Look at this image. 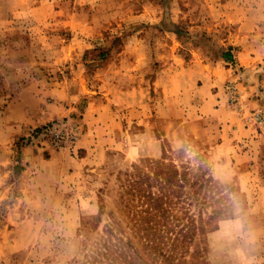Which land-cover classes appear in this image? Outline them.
Wrapping results in <instances>:
<instances>
[{"label":"rangeland","instance_id":"1","mask_svg":"<svg viewBox=\"0 0 264 264\" xmlns=\"http://www.w3.org/2000/svg\"><path fill=\"white\" fill-rule=\"evenodd\" d=\"M257 109L264 0H0V264H264ZM64 119L82 135L52 149Z\"/></svg>","mask_w":264,"mask_h":264},{"label":"built area","instance_id":"2","mask_svg":"<svg viewBox=\"0 0 264 264\" xmlns=\"http://www.w3.org/2000/svg\"><path fill=\"white\" fill-rule=\"evenodd\" d=\"M228 103L238 104L240 99V87L237 80L228 82L225 86ZM258 124L264 123V110L257 109L252 117ZM46 141L52 149H70L79 140L83 128L78 119H64L47 127L43 131Z\"/></svg>","mask_w":264,"mask_h":264},{"label":"trees","instance_id":"3","mask_svg":"<svg viewBox=\"0 0 264 264\" xmlns=\"http://www.w3.org/2000/svg\"><path fill=\"white\" fill-rule=\"evenodd\" d=\"M158 167V166H157ZM159 173L161 174H168L165 178H163V181H158L157 185H158V189L159 190H164L166 187L170 186L171 183L174 181L175 182V176L177 173L176 170H171L169 173L164 172L163 170H159ZM180 176L183 177V179H185V173H180ZM180 180V179H179ZM182 180V178H181ZM176 187H178V198L181 202H183L182 200L185 198L187 199V196H184V194H186L187 192L184 191L185 186L183 184H175ZM180 191V192H179ZM183 196V199H182ZM165 197V200H167L166 195L161 194V195H155L154 197L151 198V207L153 210H155L160 216L163 215L167 209H165V207L163 206V204L166 201H163V198ZM189 229L190 227L188 226L187 229L185 227V225L182 226L181 229V233H180V242L183 243L186 241V239H190L189 235ZM152 239L149 241L150 243H146L147 247H151L154 250H157L159 248L160 243L162 242L161 240V235L157 234H153ZM185 245L181 244V247H184ZM167 260V258H166ZM124 263H127L126 259L123 260Z\"/></svg>","mask_w":264,"mask_h":264},{"label":"crops","instance_id":"4","mask_svg":"<svg viewBox=\"0 0 264 264\" xmlns=\"http://www.w3.org/2000/svg\"><path fill=\"white\" fill-rule=\"evenodd\" d=\"M232 58H234V56L227 54L224 59L231 60ZM224 64H226V63L224 62ZM223 69H225L224 70L225 74H226V71H229L228 68H223ZM60 105H61V108H59V111H63L62 110L63 104H59V107H60ZM108 110L110 111V104L106 101H103L102 97L92 98V100L86 106H84L83 116H84V118H91L92 115L94 116V114H101V113H104L105 111H108ZM189 127L192 130H195L196 132L198 130L197 123H192L191 125L189 124ZM110 131L111 130H107L106 133H109Z\"/></svg>","mask_w":264,"mask_h":264}]
</instances>
